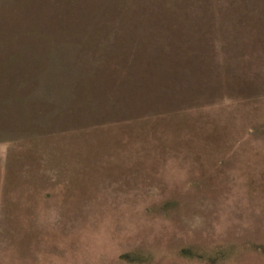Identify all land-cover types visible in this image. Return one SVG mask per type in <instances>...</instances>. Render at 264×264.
I'll use <instances>...</instances> for the list:
<instances>
[{
    "label": "rangeland",
    "instance_id": "rangeland-1",
    "mask_svg": "<svg viewBox=\"0 0 264 264\" xmlns=\"http://www.w3.org/2000/svg\"><path fill=\"white\" fill-rule=\"evenodd\" d=\"M0 264H264V0H0Z\"/></svg>",
    "mask_w": 264,
    "mask_h": 264
}]
</instances>
